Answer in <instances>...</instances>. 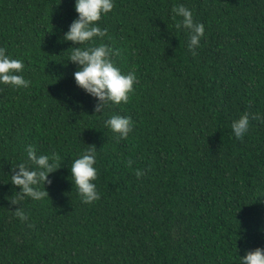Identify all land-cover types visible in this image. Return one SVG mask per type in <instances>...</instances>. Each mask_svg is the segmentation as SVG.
Listing matches in <instances>:
<instances>
[{
	"label": "trees",
	"instance_id": "trees-1",
	"mask_svg": "<svg viewBox=\"0 0 264 264\" xmlns=\"http://www.w3.org/2000/svg\"><path fill=\"white\" fill-rule=\"evenodd\" d=\"M74 4L0 0V48L31 81L0 86V264H238L264 249V0H114L95 44L137 82L103 113L74 80L69 48L79 45L62 39ZM180 5L205 25L195 56L176 28ZM245 113L238 140L231 123ZM115 114L133 120L127 139L104 124ZM29 146L60 167L49 198L23 202V221L9 181ZM89 147L100 193L91 204L70 176Z\"/></svg>",
	"mask_w": 264,
	"mask_h": 264
},
{
	"label": "clouds",
	"instance_id": "clouds-1",
	"mask_svg": "<svg viewBox=\"0 0 264 264\" xmlns=\"http://www.w3.org/2000/svg\"><path fill=\"white\" fill-rule=\"evenodd\" d=\"M74 8L77 17L69 25L64 33L63 41H71L73 46L68 61L77 65V71L73 73L76 85L85 93L96 98V113H103L111 104L127 103L129 95L134 91L137 77L134 72L124 73L111 59L113 49L101 43L95 44V39L103 38L107 29H101L98 21L106 16L114 8V0H75ZM175 16L182 18L176 23L177 29H185L189 34L188 49L196 55V49L200 47L201 38L205 36V25L194 20L193 12L189 8L180 5L173 9ZM82 45H87L83 46ZM25 65L23 60L12 58L4 48H0V86L12 88H27L31 81L23 75ZM253 119H260L259 115ZM105 126L117 134V139H127L133 130V120L130 116L119 114L111 115L104 121ZM250 125L249 114L245 113L233 120L231 129L236 139H242L248 132ZM131 164V161H129ZM97 150L89 147L71 162L70 176L75 182L77 192L82 202L91 204L100 199L95 181L98 178ZM60 166L54 158L48 155H38L29 146L27 158L23 163L12 167L14 174L10 175V183L19 187V191L11 196L10 202L20 205L15 215L26 221L23 202L26 199L39 201L49 198L45 189L48 176ZM137 178L143 175L142 171H136ZM43 185V190L40 186ZM238 264H264V249L246 251L239 256Z\"/></svg>",
	"mask_w": 264,
	"mask_h": 264
}]
</instances>
